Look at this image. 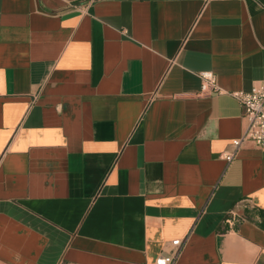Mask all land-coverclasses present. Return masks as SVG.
Returning <instances> with one entry per match:
<instances>
[{
	"label": "crops",
	"instance_id": "obj_1",
	"mask_svg": "<svg viewBox=\"0 0 264 264\" xmlns=\"http://www.w3.org/2000/svg\"><path fill=\"white\" fill-rule=\"evenodd\" d=\"M262 81L264 0H0V264H264Z\"/></svg>",
	"mask_w": 264,
	"mask_h": 264
},
{
	"label": "built area",
	"instance_id": "obj_2",
	"mask_svg": "<svg viewBox=\"0 0 264 264\" xmlns=\"http://www.w3.org/2000/svg\"><path fill=\"white\" fill-rule=\"evenodd\" d=\"M201 93L210 94L219 91L216 75L212 71H201ZM231 94L239 101L247 125L242 135L232 141V150L226 155L228 162H231L238 154L246 142H252L257 147L264 150V81L256 83L251 90L233 91ZM242 219L236 209H230L226 222L234 226ZM186 240L174 239L164 247V250L156 257L152 263L140 264H177L181 251Z\"/></svg>",
	"mask_w": 264,
	"mask_h": 264
}]
</instances>
